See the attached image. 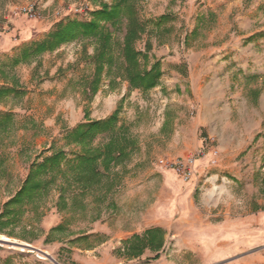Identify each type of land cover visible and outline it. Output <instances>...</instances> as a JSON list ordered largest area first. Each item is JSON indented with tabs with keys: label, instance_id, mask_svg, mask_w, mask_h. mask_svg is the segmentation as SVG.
Returning a JSON list of instances; mask_svg holds the SVG:
<instances>
[{
	"label": "rangeland",
	"instance_id": "1",
	"mask_svg": "<svg viewBox=\"0 0 264 264\" xmlns=\"http://www.w3.org/2000/svg\"><path fill=\"white\" fill-rule=\"evenodd\" d=\"M102 3L111 0H0V42L8 33L20 41L7 51L0 46V59L11 56L22 43L42 38L59 22L90 18ZM136 4L143 21L163 13L172 17L162 26L167 33L144 32L136 42L143 50L148 40L150 60L161 61L162 80L155 87L130 90L124 79L117 77L110 85L102 74L97 91L91 92L85 83L93 72L87 57L93 44L88 39L66 42L0 76V85L14 83L23 91L21 97L0 100V112L11 111L16 121L0 133V212L37 157L73 148L65 144L63 135L80 120H90L92 111H102L103 96L111 95L106 100L112 108L109 114L119 108L137 144L108 176L81 193L83 182L73 174L58 176L48 193L24 205L17 225L1 228L5 241L26 243L52 259L33 248L0 241V264H56L54 260L59 264H264V0H137ZM207 11H213V19H207L194 38L191 31L184 34L185 23L192 30L197 15ZM27 25L34 34L21 41V29ZM117 37L121 40V31ZM177 112L183 122L188 118L204 122L198 129L202 144L190 156H178L183 147L172 141L180 124L174 119ZM106 138L100 134L93 144ZM204 156L203 167L197 169L194 160ZM188 159L193 163L181 166ZM191 167L192 175L185 179L183 170ZM192 176L199 183L193 199L183 195L173 210L166 211L168 201L186 193ZM157 201L168 212L164 227L151 226L163 229L162 246L130 254L125 240L150 228L142 230L141 217L147 209L154 215ZM50 213L59 223L64 221V232L49 233V229L44 235L39 224ZM99 222L107 223L109 234L86 233ZM116 230L125 234L107 240ZM135 230L139 232L129 234ZM76 248L81 251L74 260L71 254Z\"/></svg>",
	"mask_w": 264,
	"mask_h": 264
},
{
	"label": "trees",
	"instance_id": "2",
	"mask_svg": "<svg viewBox=\"0 0 264 264\" xmlns=\"http://www.w3.org/2000/svg\"><path fill=\"white\" fill-rule=\"evenodd\" d=\"M136 2L111 0L110 4L102 3L99 8L93 9L88 19L69 18L57 23L42 38L24 42L11 56L0 59V76L5 77L8 68L33 61L44 52L53 51L66 42L88 39L93 44V53L87 56L93 64V72L90 78H85V83L91 92L97 91L102 74L109 78L110 85L115 83L117 77L124 79L130 90L147 91L155 87L163 73L161 61L158 58L150 60L151 46L148 40L143 50L137 48L136 42L144 32L155 35L167 33L168 29L162 26L172 17L163 13L143 21L139 17ZM213 17V11L197 15L191 37L194 38L200 27L207 23V19L212 20ZM120 31L121 40L117 37ZM82 54L87 55L86 46H83ZM22 94L23 91L14 83L0 85V100L9 95L21 97ZM15 123L11 111L0 112V133ZM130 133L127 122L119 116V108L104 119H90L67 130L63 139L65 144L73 145V148L53 150L40 159L37 157L30 164L22 185L3 204L0 230L5 226L17 225L24 213V205L48 193L58 176L73 174L77 182H83L80 193L108 176L109 171L135 149L136 140ZM100 134L107 138L103 143L94 145L95 138ZM65 230L64 221H61L51 227L49 233ZM163 235L161 227H150L142 234L131 235L125 240V247L130 254L137 256L146 247L159 249ZM88 236L83 235V238Z\"/></svg>",
	"mask_w": 264,
	"mask_h": 264
},
{
	"label": "crops",
	"instance_id": "3",
	"mask_svg": "<svg viewBox=\"0 0 264 264\" xmlns=\"http://www.w3.org/2000/svg\"><path fill=\"white\" fill-rule=\"evenodd\" d=\"M201 1H204V0H201ZM186 18L188 19V17H186ZM185 26L187 27V29L184 31V34L186 32L189 33L191 31V25L188 24V22L185 23ZM33 34H34V32L31 29L30 25L24 26V28L21 29V35H22L21 41H25V40L30 39V36H32ZM12 35H13V33H10V34L8 33L6 35L3 34L1 42H0V46H1L2 50H6V51L10 50L13 46H16V45H18L20 43V41L17 40L16 37L12 38ZM177 62H179V61H177ZM187 71H188V74H187L186 80L189 82L188 86L191 89V63L190 62H187ZM178 76H180V75L178 74ZM161 80H162V78H161ZM177 87L180 88L181 84L178 83ZM180 90H181V93H182L184 88L180 89ZM101 93L102 92L99 91V93L97 95V99H99V96H101L100 95ZM110 96L111 95L108 94L107 96H103L102 97V102H103L102 111H98V110L92 111L91 113L88 114V117L90 119H103L110 113L112 108L110 106H108V104L106 102V100ZM174 119H175V121H180V124L178 125L177 129L173 130L172 141H173V143L175 145L179 144V145H181L183 147V148L178 150L177 155L178 156H182V157L190 156L193 153H195V151H197L199 149V147L201 146V144H202V139L198 135V129H199V126H204L203 119L202 118H200V119L194 118L191 121V118H188L187 120H185L183 122V118H182L181 112H177L175 117H174ZM87 120L88 119L85 120V118H84V119L80 120L78 123L85 122ZM199 120H201V121H199ZM205 160H206L205 156L196 158L194 160V164L196 165L197 169H201L200 167H203V163L205 162ZM202 171H204V170H202ZM202 171L200 170V172H202ZM198 184L199 183H198V180H197V176H195V177L192 176L191 177V181H189V185L187 186L186 193L184 192V194H179L178 196H176L174 198V201H172V202L168 201L165 204V206L168 205L169 208L165 209V210L166 211H169L171 209L173 210L172 207H176V205H177L176 201L179 200L180 197L183 196V195L184 196L185 195L188 196V194L191 195V200H192L193 199V195L195 193V190H196ZM7 197H5L2 200V202H4L7 199ZM165 210H164V206L161 204L160 201L155 202V214L154 215L153 214H149L148 213V209H147V211H145V213L141 217V224L140 225H143L142 226V230L147 228V227H151V226L164 227L163 221H164L165 218H167V213H168V212L166 213ZM58 223H59V220L54 215H52V213H50V214H45L42 217V220H41L39 225H40L41 228H43L44 233H45L44 235H46L47 231L51 227L57 225ZM97 231H101V232H104L106 234L110 233V230H109V227H108L107 223H100V222L97 225H94V227L89 229L86 233L87 234H91V233H94V232H97ZM133 232H139V231L135 230V231L129 232V234H131ZM124 234H125V232H123L122 230H116L112 235L108 236L106 239L107 240L108 239L112 240V239H115V238H121V236L124 235ZM194 234H195V232H194ZM206 236H208V235H206ZM107 240H103V241L106 242ZM207 240H210L209 236L207 237ZM57 244L60 245L61 243L58 242ZM97 247L100 248L101 246H97ZM103 248H105V247H103ZM79 251H81V250L78 249V248H76V250H73V252L71 254L72 255V259H74V260L78 259V255H79L78 252ZM90 251H92V250H90Z\"/></svg>",
	"mask_w": 264,
	"mask_h": 264
},
{
	"label": "water",
	"instance_id": "4",
	"mask_svg": "<svg viewBox=\"0 0 264 264\" xmlns=\"http://www.w3.org/2000/svg\"><path fill=\"white\" fill-rule=\"evenodd\" d=\"M0 241H2V242H4V243H8V244H10V245L19 246V247H21V248H26V247L33 248L32 250L35 249L37 252H40V253H42L43 255H45L46 257L52 259V257H51L48 253H46V252H44V251H42V250L36 249V248H34V247H31L30 245H28V244H26V243L21 244V243H18V242H12V241H5V240H0ZM54 262H55L56 264H59V263L56 262L55 260H54Z\"/></svg>",
	"mask_w": 264,
	"mask_h": 264
},
{
	"label": "built area",
	"instance_id": "5",
	"mask_svg": "<svg viewBox=\"0 0 264 264\" xmlns=\"http://www.w3.org/2000/svg\"><path fill=\"white\" fill-rule=\"evenodd\" d=\"M193 160L194 159H191V160L188 159L186 163H180V164H181V166H185V165L186 166H189L190 164L193 163ZM192 172H193L192 167L191 168H187L186 170H183V176H184V178L187 179L188 177H190V175H192Z\"/></svg>",
	"mask_w": 264,
	"mask_h": 264
},
{
	"label": "bare ground",
	"instance_id": "6",
	"mask_svg": "<svg viewBox=\"0 0 264 264\" xmlns=\"http://www.w3.org/2000/svg\"><path fill=\"white\" fill-rule=\"evenodd\" d=\"M0 240H6V237L0 236Z\"/></svg>",
	"mask_w": 264,
	"mask_h": 264
}]
</instances>
